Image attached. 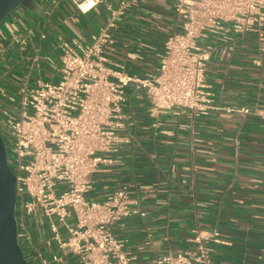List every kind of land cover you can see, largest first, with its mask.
Returning a JSON list of instances; mask_svg holds the SVG:
<instances>
[{
  "label": "crops",
  "instance_id": "1",
  "mask_svg": "<svg viewBox=\"0 0 264 264\" xmlns=\"http://www.w3.org/2000/svg\"><path fill=\"white\" fill-rule=\"evenodd\" d=\"M57 1L47 15L50 0H30L0 25V117L22 75L56 67L60 37L90 42L110 16L109 6L117 8L122 0H104L87 13L70 0ZM174 3L133 2L118 18L109 55L131 74L154 72L165 40L177 29ZM212 39L207 80L217 109L152 117L145 91L129 89L127 133L133 139L93 177L88 199L103 200L127 187L146 213L113 227L127 240L133 264H155L193 248L196 229L217 230L227 242L212 243L215 264H264V56L261 65L254 63L260 57L254 35ZM54 251L63 259L51 264H80L76 256Z\"/></svg>",
  "mask_w": 264,
  "mask_h": 264
},
{
  "label": "built area",
  "instance_id": "2",
  "mask_svg": "<svg viewBox=\"0 0 264 264\" xmlns=\"http://www.w3.org/2000/svg\"><path fill=\"white\" fill-rule=\"evenodd\" d=\"M135 1L109 6L105 25L88 43L60 37L56 67L21 77L0 117V134L16 179L18 241L30 264L62 261L53 248L76 256L80 264H133L127 240L118 238L113 227L125 218L144 217L139 201L127 187L103 200L87 197L101 165L112 164L120 147L133 139L127 133L129 89L145 91L152 117L208 114L217 109L207 80L215 45L203 44V39L254 35L260 54L254 63L261 65L264 0H175L177 29L165 40L156 70L145 76L129 73L108 48L115 43L118 18ZM102 2L70 0L82 13ZM57 3L50 0L44 13L51 15ZM41 38L47 34L41 32ZM31 60L39 61L36 55ZM226 111L250 113L247 108ZM195 234L193 248L155 264H215L212 243L227 242L217 230L196 229Z\"/></svg>",
  "mask_w": 264,
  "mask_h": 264
},
{
  "label": "water",
  "instance_id": "3",
  "mask_svg": "<svg viewBox=\"0 0 264 264\" xmlns=\"http://www.w3.org/2000/svg\"><path fill=\"white\" fill-rule=\"evenodd\" d=\"M30 0H0V25L13 10ZM15 175L0 134V264H30L18 241Z\"/></svg>",
  "mask_w": 264,
  "mask_h": 264
},
{
  "label": "rangeland",
  "instance_id": "4",
  "mask_svg": "<svg viewBox=\"0 0 264 264\" xmlns=\"http://www.w3.org/2000/svg\"><path fill=\"white\" fill-rule=\"evenodd\" d=\"M219 38V37H218ZM213 39L211 38V39H208V40H205V39H203L202 41H201V43H203V44H212V45H214L213 44V41H212ZM19 75H22V74H19ZM36 75H37V73H36ZM22 78H24L23 77V75L21 76ZM46 79L48 78L46 75L44 76ZM17 89H18V86H13L12 87V90L10 91V94L11 95H15V93L17 92ZM10 94L7 96V98H5V100H7V102H12L13 101V99L12 98H10Z\"/></svg>",
  "mask_w": 264,
  "mask_h": 264
}]
</instances>
